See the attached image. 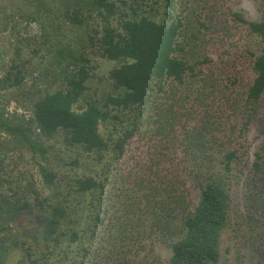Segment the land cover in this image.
Here are the masks:
<instances>
[{
	"label": "trees",
	"instance_id": "trees-1",
	"mask_svg": "<svg viewBox=\"0 0 264 264\" xmlns=\"http://www.w3.org/2000/svg\"><path fill=\"white\" fill-rule=\"evenodd\" d=\"M162 1L170 8L177 2ZM233 16L263 45L253 60L255 77L243 96L206 68L203 50L192 45V36L186 40L180 33L181 18L162 23L146 10L139 13L127 0H75L65 21L86 27L87 47L119 62L109 73L112 90L101 99H82L97 64L85 52L73 53L76 41L73 48L67 43L56 51L59 63L67 62L69 68L60 74L59 88L36 99L33 126L15 124L0 111V131L17 137L39 157L48 153L41 136L50 139L61 132L66 144L96 153L99 159L111 155L116 161L127 152L131 139L141 136L145 125L155 143H149L131 170L120 167L121 177L116 175L121 187L115 181L107 192L117 193L114 209L89 213L87 240L89 231H80L77 221L69 226L70 233L65 231L71 205L60 202L61 193L37 197L34 205L13 203L15 211L29 209L44 216V237L25 235L16 243L26 264H50L51 242L67 236L63 263L152 264L140 254L146 250L145 240L157 236L171 248L166 264H221L220 238L229 224L231 180L244 160L241 140L264 96V19L251 21L240 12ZM91 20L101 27L94 25L90 30ZM201 27H206L202 21ZM21 80L10 72L0 81V90L9 82V87H17ZM239 119L244 126L237 134ZM109 122L123 128L119 138L108 140L101 134L100 126ZM249 166L240 248L248 250V264H264V145ZM38 171L45 185L60 181L46 164L38 162ZM72 186L79 196L106 188L91 175L73 179ZM41 243H47L45 249L40 250Z\"/></svg>",
	"mask_w": 264,
	"mask_h": 264
},
{
	"label": "rangeland",
	"instance_id": "rangeland-1",
	"mask_svg": "<svg viewBox=\"0 0 264 264\" xmlns=\"http://www.w3.org/2000/svg\"><path fill=\"white\" fill-rule=\"evenodd\" d=\"M127 1L134 4L139 13L146 10L147 15L162 23H171L181 18L184 26L180 33L186 35V40H190L192 36V45L203 50L201 59L208 58L206 68L221 77L231 90L243 96L255 77L253 60L261 52L263 45L245 24L234 19L233 13L240 12L248 20L260 21L264 19V0H177L172 8L162 0ZM74 4L75 0H0V81L10 72L22 79L19 86L9 87V82L0 90V111L11 122L33 126L36 99L47 91L59 88L62 84L60 74L69 68L67 62L59 63L60 55L56 51L67 43L73 48L72 43L76 41L73 53L85 52L97 64L87 95L82 99H101L103 93L112 90L109 73L119 66V62L101 57L97 50L87 47L86 27L65 21L66 11ZM123 11L130 13L126 8ZM200 21L206 27L199 29ZM94 25L101 27L100 22L94 23L93 20L87 27L91 30ZM9 77L11 81L14 80L13 75ZM257 107V116L247 126L246 138L241 140L244 160L231 180L229 224L220 238L221 264H248V252H245L248 250H243L240 245L245 232L243 225L249 165L254 160L255 153L264 145V96ZM238 122L237 134L244 126L243 120L239 119ZM142 129L141 136L145 133V137L135 135L119 161L112 159L111 155L99 159L96 153H86L81 148L66 144L62 132L50 139L40 135V140L48 147V153L44 157L34 156L17 137L0 131V264H26L16 243L26 239L25 235L37 238L46 235L44 216L29 209L15 211L13 203L16 202L34 205L37 197L43 199L61 193L60 202L71 205L68 208L69 218L65 220V231L70 233L69 226L77 221L75 226L80 231H89L84 237L87 240L91 231V219L87 218L89 213L114 209L113 201L117 193L114 191L108 195L107 192L115 181L121 187L120 167L131 170V165H135L137 158L144 155L149 143H155L150 141V127L145 125ZM100 132L108 140L117 139L122 135L123 128L117 123L109 122L100 126ZM38 162L55 170L60 181L52 186L45 185L38 171ZM89 175L103 182L106 188L79 196L72 181ZM50 213L51 209L48 215ZM76 243L82 242L78 240ZM144 243L147 247L140 257L147 255L149 263L166 264L172 254L169 245L157 236L146 239ZM46 245L47 243H41L40 250L45 249ZM68 245L69 236L51 242L50 264H72L73 260L63 263L64 250Z\"/></svg>",
	"mask_w": 264,
	"mask_h": 264
}]
</instances>
